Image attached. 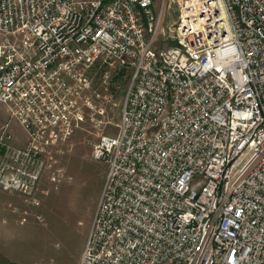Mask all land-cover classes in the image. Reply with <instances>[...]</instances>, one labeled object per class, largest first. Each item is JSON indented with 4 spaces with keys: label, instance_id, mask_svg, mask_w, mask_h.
Here are the masks:
<instances>
[{
    "label": "built area",
    "instance_id": "obj_1",
    "mask_svg": "<svg viewBox=\"0 0 264 264\" xmlns=\"http://www.w3.org/2000/svg\"><path fill=\"white\" fill-rule=\"evenodd\" d=\"M176 4L169 44L155 0H0L5 191L106 124L109 75L129 77L116 133L95 131L106 172L78 264H264V0Z\"/></svg>",
    "mask_w": 264,
    "mask_h": 264
},
{
    "label": "rangeland",
    "instance_id": "obj_2",
    "mask_svg": "<svg viewBox=\"0 0 264 264\" xmlns=\"http://www.w3.org/2000/svg\"><path fill=\"white\" fill-rule=\"evenodd\" d=\"M176 3L155 0V9H163L159 41H172ZM104 72L98 71L96 77L97 88L103 93ZM108 80L112 99L103 117L107 122L96 130L114 135L129 77L110 74ZM8 119L7 108L0 105V127ZM9 130L17 141L13 145L24 147L27 135L18 123L11 122ZM96 130L83 125L60 153L40 157L30 168L38 172L31 193L5 191L0 186V264H78L106 172L105 164L92 158Z\"/></svg>",
    "mask_w": 264,
    "mask_h": 264
}]
</instances>
